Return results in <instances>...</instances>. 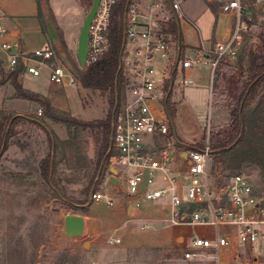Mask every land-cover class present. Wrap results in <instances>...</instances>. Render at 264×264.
I'll return each mask as SVG.
<instances>
[{"label": "rangeland", "instance_id": "1", "mask_svg": "<svg viewBox=\"0 0 264 264\" xmlns=\"http://www.w3.org/2000/svg\"><path fill=\"white\" fill-rule=\"evenodd\" d=\"M69 1L72 7L76 5V0ZM79 2L84 3L86 13L91 0L89 4ZM254 2L245 0L246 7L253 9V17L242 33L235 57L223 59L225 70L214 69L213 97L205 113L204 133L205 139L208 135L214 160L222 163L224 172L243 173L254 193L264 198V83L247 106L241 140L226 149L213 147L218 132L229 127L233 89L241 85V72H247L249 51L263 46L258 34L264 27V1ZM62 40L65 46L58 39L55 47L77 73L74 63L82 67L76 56L77 37ZM199 67L197 73L205 81L206 67ZM7 74L0 66L1 114L41 118L51 127L54 147L48 144L45 131L30 119L20 120L10 128L8 145L0 154V264H212L183 258L182 236L194 232L193 224H181L186 230L181 231L177 224L165 219L170 213L167 201L142 203L130 213L127 193L117 186L106 187L105 176L113 166L109 160L111 132L109 145L103 151L100 126L52 120L36 101L14 95ZM22 81L41 86L37 78L24 77ZM125 87L126 84L114 104L108 89L83 87L79 79L75 87L49 84L47 95L51 111L90 121L113 112ZM195 88L202 94L201 87ZM202 111L199 109V113ZM52 148L56 188L39 167L40 158ZM104 187L113 198L111 205L103 198L91 197V192ZM71 212L85 215V231L79 235L64 233V215ZM111 236L119 239L112 240Z\"/></svg>", "mask_w": 264, "mask_h": 264}, {"label": "built area", "instance_id": "2", "mask_svg": "<svg viewBox=\"0 0 264 264\" xmlns=\"http://www.w3.org/2000/svg\"><path fill=\"white\" fill-rule=\"evenodd\" d=\"M181 1L170 0L177 17L183 16ZM258 1L261 0L254 3ZM117 2L98 0L89 23L84 65L109 52V24ZM220 8L231 14L234 22L228 38L215 40L202 49L201 57L205 52L211 55L213 71L221 59L235 57L251 18L242 0H221ZM162 9L159 0L148 1L143 9L127 0L122 55L126 87L112 120L109 160L114 172L109 169L104 182L120 187L133 198L128 205L130 213L140 205L141 199L165 200L170 210L165 218L168 221L207 226L210 235L192 234L183 238L184 259L212 264H251L256 259L255 245L264 243V198L254 193L253 185L243 173L224 172L222 163L214 160L208 135L201 147H184L171 132L166 96L173 89L195 83L186 70L201 57L181 56L175 40L161 32L158 19ZM140 16L146 19L141 21ZM8 30L0 13V50L6 71L17 70L18 75L31 76L46 72L54 85L76 86L75 71L55 46L47 43L21 48L17 38L9 37ZM111 175L115 183L110 181ZM91 197L103 198L108 205L113 203L105 187L91 192Z\"/></svg>", "mask_w": 264, "mask_h": 264}, {"label": "crops", "instance_id": "3", "mask_svg": "<svg viewBox=\"0 0 264 264\" xmlns=\"http://www.w3.org/2000/svg\"><path fill=\"white\" fill-rule=\"evenodd\" d=\"M76 1V5L72 7L69 0H0V13L3 15L4 24L9 29V37L12 39L17 38L21 48L30 49L47 43L55 46L42 20L44 19L46 24L49 15L52 14L50 17L51 22L60 30L62 39L66 41L74 40L78 36L80 26L85 16L84 6L82 5L84 3L81 4L79 0ZM130 1L137 3L141 9H143L145 4L152 0ZM159 1L163 3V9L158 19L161 32L170 35L175 40L177 46L180 48L181 56L195 55L201 57V55H203L202 49H204L208 43H212L215 40H224L228 38L231 33L234 18L231 14L221 10V0H182L181 8L183 16L181 17H177L174 14L170 5V0ZM242 1L245 2V0ZM246 14L249 17H253V9L247 8ZM139 19L143 21L146 18L140 16ZM176 54L178 55V51H176ZM3 56L4 54L0 50V66L2 67H4L2 63ZM233 58L234 57L224 58V60ZM210 61L211 55L208 56L205 52L204 56L201 57L197 64L186 70V73L193 78L195 83L181 89L171 90L165 99L171 132L184 147H197L198 144H203L205 139V113L213 97V79L215 77ZM199 66H201V68L206 67L205 81H202V76H199V73H197V69H200ZM223 66V59H221L216 69L225 70ZM24 77L37 78L41 86L24 84L22 81ZM17 80L24 88L39 92L46 96H48L47 86L52 84L47 79L46 72H43L40 76L17 74ZM195 87H201L202 94H200L199 90ZM199 100H201V103H199ZM199 109L203 110V114L202 112L199 113ZM171 112H173L172 116ZM34 118L41 119L38 117H31L30 120L32 121ZM107 185L108 184H106V187ZM105 190L107 191V189ZM126 200H128V208V205L133 202V198L127 196ZM146 202L154 201L141 199L140 205ZM165 205L168 206V204ZM82 216L84 218V232L86 222L85 215ZM177 227L181 229V231H186L181 224H177ZM192 227L194 229V234L210 235L211 233L207 226L201 227L192 225ZM192 234L188 233V235ZM186 236H182V241ZM254 253L256 254V259L253 260L251 264H264V261L260 262L258 259L259 257L264 258V243H257L254 247Z\"/></svg>", "mask_w": 264, "mask_h": 264}, {"label": "trees", "instance_id": "4", "mask_svg": "<svg viewBox=\"0 0 264 264\" xmlns=\"http://www.w3.org/2000/svg\"><path fill=\"white\" fill-rule=\"evenodd\" d=\"M82 1L87 2L88 4L90 3V0ZM126 3L127 0H118L114 5L109 24V39L111 44L107 55L80 68L73 62L77 69V73H75L81 86L101 90L108 89L110 92L111 104H114L119 96V92L126 84V79L122 71L123 49L120 52L121 46L124 42L123 12ZM51 15H49V17H51ZM42 21L45 26L44 19ZM54 27L58 34V39H60L61 44L65 46L60 30H58L57 26ZM258 37L263 46L260 50L249 51L247 72H241V85L238 87L234 86L233 89L234 105L229 112V127L224 131L218 132L215 136V146L213 147L226 149L240 141L243 136L247 106L254 99L258 87L264 83V27L258 34ZM7 78L14 88L15 96L36 101L41 106L44 115L52 120L84 127L100 126L102 130L103 151L107 149L109 145L112 118L115 110L109 112L104 118L90 121L72 115L57 114L56 112L51 111L48 96L24 88L20 82H18L17 70L9 71L6 76V79ZM261 96L264 97V90ZM172 113L173 112H171V116L173 115ZM30 118L31 117L29 116L15 113H3L0 115V154L8 145L11 126L18 124L20 120ZM32 121L45 131L48 144L52 147L53 140L50 125L41 119L34 118ZM201 146L202 144L197 145V147ZM53 158L54 153L52 148L47 155L39 160V167L42 175L56 188V183L53 181V173L55 170Z\"/></svg>", "mask_w": 264, "mask_h": 264}, {"label": "water", "instance_id": "5", "mask_svg": "<svg viewBox=\"0 0 264 264\" xmlns=\"http://www.w3.org/2000/svg\"><path fill=\"white\" fill-rule=\"evenodd\" d=\"M98 0H91V4L88 8V10L85 13V16L83 18V22L80 26L78 36H77V44H76V56L79 64L83 66L85 64V55L87 50V35H88V28L89 23L92 18V15L95 11L96 5ZM47 32L49 34V37L52 41L58 40V35L55 30V27L53 23L51 22V18L48 17V20L46 22ZM124 46V42L121 46L122 51ZM111 172H114V168L110 169ZM110 181L115 183L116 179L113 175L110 176ZM64 233L68 236L72 235H79L83 232L84 229V218L81 214L78 213H66L64 215Z\"/></svg>", "mask_w": 264, "mask_h": 264}]
</instances>
